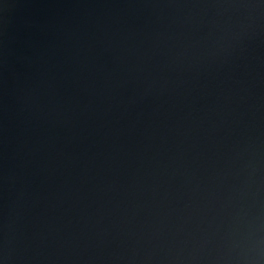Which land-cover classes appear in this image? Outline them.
<instances>
[{
	"label": "water",
	"instance_id": "water-1",
	"mask_svg": "<svg viewBox=\"0 0 264 264\" xmlns=\"http://www.w3.org/2000/svg\"><path fill=\"white\" fill-rule=\"evenodd\" d=\"M0 264H264V0H0Z\"/></svg>",
	"mask_w": 264,
	"mask_h": 264
}]
</instances>
